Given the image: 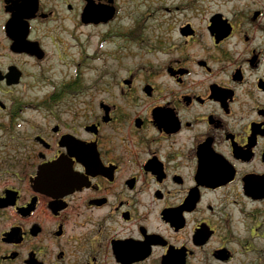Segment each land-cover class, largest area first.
<instances>
[{"label": "flooded vegetation", "instance_id": "af4514ba", "mask_svg": "<svg viewBox=\"0 0 264 264\" xmlns=\"http://www.w3.org/2000/svg\"><path fill=\"white\" fill-rule=\"evenodd\" d=\"M0 264H264V0H0Z\"/></svg>", "mask_w": 264, "mask_h": 264}, {"label": "rangeland", "instance_id": "374dc122", "mask_svg": "<svg viewBox=\"0 0 264 264\" xmlns=\"http://www.w3.org/2000/svg\"><path fill=\"white\" fill-rule=\"evenodd\" d=\"M114 27H116V24L113 25V29ZM67 29H72L71 24L66 25ZM77 30V31H76ZM72 31V30H71ZM75 37L78 39V42L74 41L73 39H70V36L65 35L64 39L61 38L64 42L63 46L64 48H69L72 49L71 50V55H74L78 49L79 50V46L78 43H82L83 46H87L88 49L85 47L84 48V52L86 51L88 54L90 53H95L96 54H100V60L103 61L104 63L102 64L100 61L96 62V68L94 67L95 70H97V73H94L95 76H98L100 73H98V71L103 72L102 69H104L105 71L111 72L112 74L116 73V67H117V57H116V49L119 50V44H121L122 42L119 41V39H116V37H112V40L110 42H108L103 48L100 47L101 52L98 50L97 48V41L99 39L98 35L96 34L95 30H92L90 28H75ZM80 52V51H79ZM106 53V56L103 54ZM55 57L57 56L56 50H55ZM84 56V55H83ZM72 59H74V57H72ZM77 59V58H76ZM75 59V60H76ZM77 62V61H76ZM46 67H49V76L52 79H57L61 77L60 73L63 72L66 68L64 65H62L61 63L57 62L56 59L52 60L50 63H47L45 65ZM53 67L55 69H57V73L56 71H52ZM73 67V66H72ZM71 74V73H70ZM67 75H69V73L67 72ZM73 75V72H72ZM39 92V91H37ZM35 93L32 92L31 93V97H34Z\"/></svg>", "mask_w": 264, "mask_h": 264}, {"label": "water", "instance_id": "95a60500", "mask_svg": "<svg viewBox=\"0 0 264 264\" xmlns=\"http://www.w3.org/2000/svg\"><path fill=\"white\" fill-rule=\"evenodd\" d=\"M36 52L37 53H39L40 52V50H39V48L36 50ZM41 58V57H40ZM53 166V165H52ZM52 166L50 167V168H48V169H43L41 172H40V175H39V178H42L45 174H46V172H50V171H52L53 170V168H52ZM55 166V165H54Z\"/></svg>", "mask_w": 264, "mask_h": 264}]
</instances>
